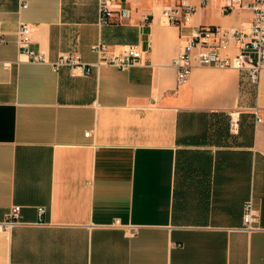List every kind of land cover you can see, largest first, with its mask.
I'll return each mask as SVG.
<instances>
[{"label":"crops","instance_id":"crops-1","mask_svg":"<svg viewBox=\"0 0 264 264\" xmlns=\"http://www.w3.org/2000/svg\"><path fill=\"white\" fill-rule=\"evenodd\" d=\"M190 3L178 25L155 0L100 25L99 0H0V264H264V69L253 84L247 70L197 67L177 86L173 64L196 28L253 15ZM21 23L47 62L21 52ZM99 41L147 53L127 70H53L65 52L96 63ZM15 205L21 223L7 227Z\"/></svg>","mask_w":264,"mask_h":264},{"label":"built area","instance_id":"built-area-1","mask_svg":"<svg viewBox=\"0 0 264 264\" xmlns=\"http://www.w3.org/2000/svg\"><path fill=\"white\" fill-rule=\"evenodd\" d=\"M131 0H99L98 23L108 25L116 15L128 17L130 15L129 2ZM164 3L162 9V22L178 25L180 16L188 19L195 13L196 7L190 0H155ZM206 4L210 0H200ZM222 10L229 12L234 8L250 11L253 15L248 27L224 29L221 27L196 28L188 40L185 50L174 60L177 70L176 84L181 86L187 82L194 68L216 67L247 70L250 81L257 84L260 73L264 69V0H217ZM23 8L26 4H23ZM32 27L28 23H21L19 28V47L21 52L33 62H47L44 53L32 48ZM1 41H4L0 38ZM233 43L237 45V53L233 56H222L221 52L227 50ZM92 51L97 55V62L88 64L81 60L77 53H62L57 60L51 62L54 71L68 67L72 74L88 75L93 67L110 65L127 70L140 64L147 51L138 45H128L123 52L116 53L111 46L99 41L92 46ZM258 120L260 118L258 117ZM232 122L236 118L232 116ZM90 135V132L86 133ZM39 214L45 213V207L38 208ZM21 206H13L6 215L5 225L11 227L20 221ZM261 212L256 207L254 199H248L243 210V229L252 231L258 228ZM126 235L134 236L137 228H126Z\"/></svg>","mask_w":264,"mask_h":264}]
</instances>
